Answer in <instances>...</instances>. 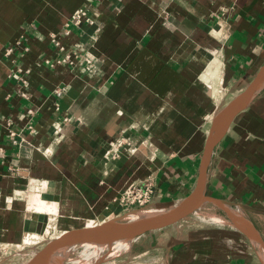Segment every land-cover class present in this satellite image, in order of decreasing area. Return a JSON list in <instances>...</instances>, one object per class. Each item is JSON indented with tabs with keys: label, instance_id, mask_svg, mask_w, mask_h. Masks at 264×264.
<instances>
[{
	"label": "crops",
	"instance_id": "1",
	"mask_svg": "<svg viewBox=\"0 0 264 264\" xmlns=\"http://www.w3.org/2000/svg\"><path fill=\"white\" fill-rule=\"evenodd\" d=\"M80 7L95 22L66 33ZM53 33L92 51L101 75L83 60L48 63ZM263 63L264 0H0V264H24L20 245L52 221L64 231L123 217L116 197L130 182L154 178L158 205L188 197L217 117ZM121 136L130 144L106 158ZM206 193L240 205L264 241V83L215 147ZM198 214L135 238L118 264H264L247 231Z\"/></svg>",
	"mask_w": 264,
	"mask_h": 264
},
{
	"label": "water",
	"instance_id": "2",
	"mask_svg": "<svg viewBox=\"0 0 264 264\" xmlns=\"http://www.w3.org/2000/svg\"><path fill=\"white\" fill-rule=\"evenodd\" d=\"M264 63L260 67L254 79L249 83L247 88L233 100V102L223 111L225 117L220 121H215L214 126L207 138L204 152L201 158L197 184L193 192L182 200L174 209L169 212L144 221L122 222L124 217L112 220L101 221L92 226L84 225L81 227L66 229L60 232L55 238L47 242L43 248L37 251L24 264H39L47 255L59 244L68 241L78 240H95L107 243L116 242L123 239H135L144 234L157 231L173 224H177L188 216L196 212L203 203H217L228 212L226 204L215 196L206 193V184L208 177L209 164L213 151L217 144L226 134L231 122L252 100L256 91L263 84ZM231 205V204H228ZM229 213V212H228ZM251 236L257 239L264 247V241L258 232L252 228L248 231L246 228L236 224Z\"/></svg>",
	"mask_w": 264,
	"mask_h": 264
},
{
	"label": "built area",
	"instance_id": "3",
	"mask_svg": "<svg viewBox=\"0 0 264 264\" xmlns=\"http://www.w3.org/2000/svg\"><path fill=\"white\" fill-rule=\"evenodd\" d=\"M94 23L95 20L91 17L89 13V9L87 7H80L78 8L73 15L71 16L70 20L66 24V33H70L71 26H81L83 23ZM53 44L58 50L59 57L55 58L54 61L47 60L48 63L51 65L55 64H68L71 66H75L76 62L78 60H83L85 63V69L86 71L91 75H101L102 68L99 63V59L97 56L90 51L89 49L86 51H83L80 47H76L73 45H67L62 42H60L57 39V36L55 33L51 35ZM17 45H21L24 47L25 50L29 49V46H27L22 39H19L16 43ZM13 49L9 48L7 50V54L12 53ZM23 71L22 68L19 69V72L21 73ZM29 71V69L27 70ZM24 72V71H23ZM20 80L23 83H27L26 77H24L21 73ZM68 89V84H61L57 86L54 90V94L57 96V98L63 97ZM29 113L33 114V110L29 109ZM65 121L68 120V118L64 119ZM57 127H61V124H57ZM32 127V125H31ZM10 134L13 137H16L18 134L16 131L11 130ZM25 139L22 137L18 142L17 139L14 138V141L17 143L23 142ZM127 144H130V141L121 136L118 137L116 140L112 141L111 144L108 146L105 156L106 158H114L121 148ZM0 152L4 156V148L0 146ZM37 190H42L43 184L41 182L37 183ZM155 194H156V182L154 178L149 177L146 178L143 181H133L130 182L116 197V201L120 204V206L124 209L125 214L130 212H136L139 209L153 207L154 205H157L155 203ZM235 208L241 209L240 205H235ZM242 210V209H241ZM123 217L125 218V216ZM9 248L8 245H3L0 243V249L7 250Z\"/></svg>",
	"mask_w": 264,
	"mask_h": 264
},
{
	"label": "bare ground",
	"instance_id": "4",
	"mask_svg": "<svg viewBox=\"0 0 264 264\" xmlns=\"http://www.w3.org/2000/svg\"><path fill=\"white\" fill-rule=\"evenodd\" d=\"M263 83H264V79H263ZM225 115H226V112L221 113L217 117L216 121L217 122H220L225 117ZM29 203H31L29 205L31 207H34L35 210H37V211H40V212H50V207L43 205L40 202V198H38V196H32V198H30V202ZM155 206H158V204L155 205ZM226 207L228 208V212H229L232 220L234 221V223H236V224H238V225L246 228L250 232L252 231V228L250 227V224L248 223V221L245 218V216L243 214V211L241 209H239V208H233L231 205H228V204H226ZM170 210L171 209L168 207V209L165 212H162V213H159V214H155L154 215V213H153L152 210H149L147 208H143V209H139L138 210L139 212L138 211H136V212H130V213H127L126 216L125 215L124 216H125V218H131L132 219V218H135V216L137 215L139 217V219L137 218V221H144V220H148V219H152V218L161 216V215L169 212ZM206 213L207 212H205V214ZM227 215L225 214V217ZM212 218L215 219L216 221H227V220L223 219L221 216H218V215L217 216H212L211 219ZM228 218H230V217H228ZM221 223H223V222H221ZM90 226H92V225H90ZM83 240H78V241H76V240L74 241L73 240V241H68V242H64V243L59 244L39 264H62V262L65 259L67 253L70 252L72 249H74L76 247L77 243L80 242V241H82V243H80L79 245L84 246L85 247V250L83 251V253H82L81 256L79 255L80 257L78 256L79 258L72 259L73 263H75V264H93V263L99 262V261H101L106 256V254H103V252H104V250L107 247L114 248V249H115V247H117V248L120 249V248H123L125 246L129 247L130 246V243H131L130 242L131 241L130 239L118 240L116 242H111V243H107V242H104V241L87 240V239L84 240V241ZM25 241H29V236L26 237V240ZM257 243L259 245V250H261L262 254H264L263 253V249H262L263 246L262 247L260 246L261 243L259 241H257ZM88 248L90 249V251H87ZM79 254H81V253H79ZM70 255H72V254H70ZM70 259H71V256H70Z\"/></svg>",
	"mask_w": 264,
	"mask_h": 264
},
{
	"label": "rangeland",
	"instance_id": "5",
	"mask_svg": "<svg viewBox=\"0 0 264 264\" xmlns=\"http://www.w3.org/2000/svg\"><path fill=\"white\" fill-rule=\"evenodd\" d=\"M178 204L179 203L174 204V205L173 204L172 205H166V204H164V205H158V206H155L154 205L153 207H149L147 209L152 210L153 213H154V215H155V214H159V213L165 212L168 209V207L170 209H174ZM231 206L233 208H235L234 205H231ZM198 212L200 214H198V215H192V217H190V220L191 219L194 220L197 224H209V223H213V222H211V217L212 216H215V214L216 215H220L223 219L227 220L229 224H231V223L232 224H236L232 220L230 214L227 211L225 212V210L223 209V207H221L218 204L217 205H214V204H211V203H205L203 206H201L198 209ZM205 212H207V213L205 214ZM123 214H125V211H124ZM225 214L226 215L228 214V215L225 217ZM228 217H230V218H228ZM137 218L139 219V217L137 215L135 216V218H132V219L131 218H123L122 222H133V221L137 220ZM183 222L186 223V221H183ZM95 223H99V222H92L91 225H94ZM250 227L252 228V226H250ZM60 232H62L61 229L57 225H55L54 222L52 221L50 223V226L47 227V229L45 230V232H44L43 235H37V236L34 235L32 237L29 236V241H25L24 243H22L20 245V248L18 249V252L21 253V254H16L14 258L20 259V262H26V261H28L37 251H39L41 248H43L44 245L47 242H49L50 240H52L53 238H55ZM133 240H135V239H132L130 242L132 243ZM80 243H82V241L78 242L77 245H76V247L74 249H72L70 252L67 253L65 259L62 262V264H75V263H73L72 259L79 258L82 255L83 251L85 250V247L84 246L79 245ZM131 243H130V246H131ZM129 247L125 246V247L120 248V249L117 248V247H115V249L114 248L107 247L108 249L106 248L104 250V252H103V254H106V256L101 261L96 262V263H93V264H118L120 262L119 260L122 258L123 254L125 253V251ZM87 251H90V249L88 248ZM79 253H81V254H79ZM70 254H72V255H70ZM260 254H261V251H260ZM70 256H71V259H70Z\"/></svg>",
	"mask_w": 264,
	"mask_h": 264
}]
</instances>
